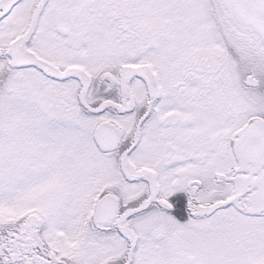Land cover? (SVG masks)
<instances>
[{
  "label": "snow or ice",
  "instance_id": "obj_1",
  "mask_svg": "<svg viewBox=\"0 0 264 264\" xmlns=\"http://www.w3.org/2000/svg\"><path fill=\"white\" fill-rule=\"evenodd\" d=\"M0 264H264V0H0Z\"/></svg>",
  "mask_w": 264,
  "mask_h": 264
}]
</instances>
